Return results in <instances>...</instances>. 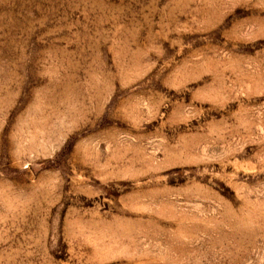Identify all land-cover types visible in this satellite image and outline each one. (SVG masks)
Wrapping results in <instances>:
<instances>
[{"label": "rangeland", "instance_id": "rangeland-1", "mask_svg": "<svg viewBox=\"0 0 264 264\" xmlns=\"http://www.w3.org/2000/svg\"><path fill=\"white\" fill-rule=\"evenodd\" d=\"M0 264H264V0H0Z\"/></svg>", "mask_w": 264, "mask_h": 264}]
</instances>
